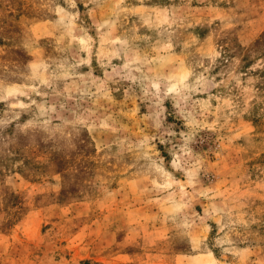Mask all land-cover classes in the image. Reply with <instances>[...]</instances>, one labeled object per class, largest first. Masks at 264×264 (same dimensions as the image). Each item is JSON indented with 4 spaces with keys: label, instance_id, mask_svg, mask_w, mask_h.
<instances>
[{
    "label": "rangeland",
    "instance_id": "obj_1",
    "mask_svg": "<svg viewBox=\"0 0 264 264\" xmlns=\"http://www.w3.org/2000/svg\"><path fill=\"white\" fill-rule=\"evenodd\" d=\"M0 264H264V0H0Z\"/></svg>",
    "mask_w": 264,
    "mask_h": 264
},
{
    "label": "trees",
    "instance_id": "obj_2",
    "mask_svg": "<svg viewBox=\"0 0 264 264\" xmlns=\"http://www.w3.org/2000/svg\"><path fill=\"white\" fill-rule=\"evenodd\" d=\"M258 44H261V42L260 41H257L256 45H258Z\"/></svg>",
    "mask_w": 264,
    "mask_h": 264
}]
</instances>
